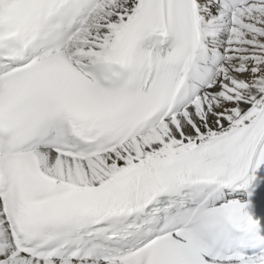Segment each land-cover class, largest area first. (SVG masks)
<instances>
[{
	"label": "snow or ice",
	"instance_id": "1",
	"mask_svg": "<svg viewBox=\"0 0 264 264\" xmlns=\"http://www.w3.org/2000/svg\"><path fill=\"white\" fill-rule=\"evenodd\" d=\"M0 264H264V0H0Z\"/></svg>",
	"mask_w": 264,
	"mask_h": 264
}]
</instances>
